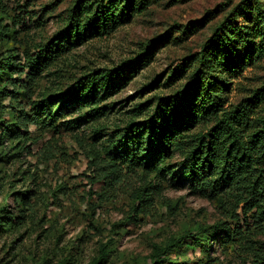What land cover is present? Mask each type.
Returning <instances> with one entry per match:
<instances>
[{"label": "trees", "instance_id": "obj_1", "mask_svg": "<svg viewBox=\"0 0 264 264\" xmlns=\"http://www.w3.org/2000/svg\"><path fill=\"white\" fill-rule=\"evenodd\" d=\"M241 1L237 11L213 29L198 51L182 58L161 81L152 80L138 90L140 97L153 89H168L167 94H154L123 113L120 109L113 111V103L107 102L153 61L156 45L167 40L169 33L147 42L140 53L116 67L70 75L53 93L30 101L27 112L17 95L32 94L41 73L89 39L111 36L153 3L73 0L60 30L34 51L24 52L23 66L11 51L0 54V160L9 157L3 153L7 143L19 153L26 150L25 141L33 140L27 131L29 125L36 130H56L60 125L66 131H74L92 124L96 146L91 147V156L110 191L125 175L143 178L141 187L134 192L131 213L144 211L145 201L151 200L150 194L145 193L147 189L163 184L174 188L188 182L194 191L217 204L231 202L233 208L226 207L225 211L235 224L239 221L237 210L243 216L240 227L232 228L224 221L212 225L194 223L163 243L152 244L147 261L142 264H185L189 249L201 252V263L204 257L214 261L209 251L217 237L222 249L234 237L239 244H253L247 247L250 264H264V243L258 244L251 239L252 233L245 231L252 225L253 231L264 230V85L248 90L249 95L236 103L228 99L233 79L245 66L264 56V4L261 0ZM1 27L0 22V34L6 35L9 30ZM25 69L28 72L24 84L13 79ZM234 87L236 90L237 83ZM6 99L8 105L3 103ZM73 113L79 115L59 121L65 114ZM115 113L126 115V120L112 127L103 126L107 117ZM5 114L9 120L2 119ZM102 131L104 139L98 140ZM175 159L177 163H173ZM12 194L16 205L27 206L30 190ZM248 217L252 225L246 223ZM23 219L20 210L15 216L0 207V234L18 228ZM109 252L101 245L90 264H103Z\"/></svg>", "mask_w": 264, "mask_h": 264}, {"label": "rangeland", "instance_id": "obj_2", "mask_svg": "<svg viewBox=\"0 0 264 264\" xmlns=\"http://www.w3.org/2000/svg\"><path fill=\"white\" fill-rule=\"evenodd\" d=\"M72 1L0 0V22L9 30L6 35L0 34V54L11 51L23 66L24 52L34 51L38 44L60 30ZM242 3L241 0H153L143 13L111 36L89 39L68 52L47 72L41 73L37 88L27 95L29 99L19 94L17 100L29 112L30 101L53 93L70 75L116 67L140 53L147 42L169 33L167 40L164 38L156 45L153 61L107 101L113 103V111H128L135 103L154 94H167L168 89H153L140 97L138 90L152 80L161 81L182 58L198 51L213 29ZM27 72L25 69L13 79L24 84ZM232 83L230 103L247 97L248 90L263 86L264 56L255 64L245 66ZM3 103L10 102L6 99ZM121 113L109 115L103 126L112 127L126 120L127 116ZM65 115L60 122L79 114ZM2 119L9 120V117L5 114ZM91 127L92 124L81 125L79 129L66 131L60 125L56 130H36L34 125H29L27 131L33 140L25 141L26 150L19 153L7 143L3 153L9 157L0 160V207L15 216L20 210L24 219L18 228L3 230L0 234V264H90L101 245L110 250L103 264H142L147 261L152 244L163 243L194 223L212 225L224 221L232 228L242 225L239 210L238 224L225 211L226 207L233 208L231 202L217 204L194 191L188 182L174 188L163 184L147 189L145 193L150 194L151 200L145 201L144 211L131 213L134 192L141 187L143 178L125 175L110 191L96 170L97 161L91 156V147L95 144ZM103 133L98 140L104 139ZM24 190H30L26 207L16 205L12 194V191ZM246 223L252 225V219L248 217ZM252 228L253 225L245 230L252 233L251 239L264 243V230ZM233 239L222 249L217 237L209 251L214 261L204 257L201 263L198 249L186 250L185 264H250L247 247L253 244H239Z\"/></svg>", "mask_w": 264, "mask_h": 264}]
</instances>
